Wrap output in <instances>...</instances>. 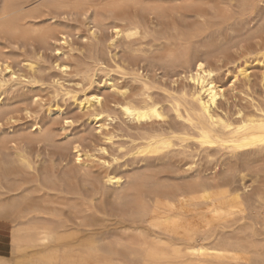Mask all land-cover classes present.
I'll return each mask as SVG.
<instances>
[{"label": "bare ground", "instance_id": "bare-ground-1", "mask_svg": "<svg viewBox=\"0 0 264 264\" xmlns=\"http://www.w3.org/2000/svg\"><path fill=\"white\" fill-rule=\"evenodd\" d=\"M71 18L88 61L68 57L48 85L43 50L76 51ZM29 45L23 75L7 50ZM231 53L264 69V0H0V264H264V101L225 109L216 64ZM72 74L84 92L104 74L120 99L79 101L61 82ZM59 98L111 146L107 122L133 123L116 143L138 167L87 150Z\"/></svg>", "mask_w": 264, "mask_h": 264}, {"label": "rangeland", "instance_id": "rangeland-1", "mask_svg": "<svg viewBox=\"0 0 264 264\" xmlns=\"http://www.w3.org/2000/svg\"><path fill=\"white\" fill-rule=\"evenodd\" d=\"M69 22H70V24H69ZM66 23H68V24H66ZM80 25H81L80 20H77L75 22V21H72V18H71V21H70V19L67 22L64 21V26L67 27L68 30H70V31L72 30V28L75 31L74 27L79 28V31L78 30L75 31V35H74L73 41H72V38H71V42H70L71 44H73L72 45L73 46L72 48H74L76 51H73V52L69 51L70 50L69 47L67 45H65L64 46V51H66L67 56L62 57V58H59L60 55H58V53L56 51H54L53 48L47 47V48H45L43 50L44 60H45L44 61L45 62L44 70H46L43 73H44V75L47 76V77L46 76L44 77V78L47 79V80H45L46 84H48L49 83V80H51L53 77H56L57 79L63 77V75L58 70H56V65L57 64H60V63H63L64 61H67L68 57L70 58V56H71V58H72V56H73V58L75 60L73 58L72 59L76 63H78L79 60L81 62L80 64L87 63V61H88L86 59L87 56L86 55L83 56L81 54V49H80V48H83L84 47L83 44L85 45V43H86V40H85L84 36L86 35L87 32L85 31V28L82 27L83 25L82 26H80ZM107 35H108V33H107ZM106 37L107 36H105V38ZM26 46L24 48L14 47V48H10L11 50L10 49L7 50L8 52L11 51L10 55H11V57L13 56L12 58H13L14 62L12 61V63H13V69H14V71L19 72L20 74H23V75L27 74V70L24 68V63H25L24 61L26 59V56L28 57V56H31L33 54V52H32L33 50L32 49H34V46H36V48H38L37 45H31L33 47H31L30 45L28 47H26ZM21 47H23V46L21 45ZM77 48H78V50H77ZM82 50H84V49H82ZM24 55H26V56H24ZM233 55H234V53H231V57ZM78 57L80 59H78ZM233 58H230L229 60L224 61V62H222L220 64H216V65H218V72H217V76L216 77H217L218 81L220 82V84L223 85L224 89L226 90V98H227V100L229 102V104H227L223 100V102L225 103L224 105H226L225 106V109L229 110V107H230L231 110L234 111L235 110V107H233L234 105L235 106L236 105L239 106L238 104H241V105L244 106L245 103L247 104V100H245V99H247V97H250V98H252V97L254 98L255 97L256 98L255 100L258 99L257 102H259V101H260V103L263 102L264 101V79H263V77H264V69H263V65L261 63H259L258 60L254 56H249V57L246 56V58L244 56V57H241V59H240L239 56L234 55ZM235 58H237V59L235 60ZM15 60H17V61H15ZM234 60H235V62H234ZM231 61H232V63H230ZM214 64L215 63L213 62V65ZM246 66L248 67V74L250 75V81L249 82L246 79H244L243 77H239L238 76L239 70L242 69V68H245ZM112 73H111V76H113V78L117 79L116 80V83L117 82H118V84L119 83L120 84H125L126 83L125 80H121L120 79L119 75L115 74L114 72H112ZM162 73L163 72H161L159 70V71H157L156 74L160 77L162 75ZM159 77L157 78V80H158L159 83H161V81H162V84L164 83L165 86H167V85L170 86L171 85L170 83H171L172 80L170 78H166L163 75L161 76V78H159ZM162 77H163V79H162ZM108 79L109 78L105 77L104 74L101 75L98 78V80H97V85H94L91 89H89V90H87L85 92L82 91L81 88H80V86L77 85L78 78L76 76H74V74L69 75L67 77L65 76L64 79H63L65 82L63 80H61V79L60 80H61V82L65 83V86L68 87V89L70 91H72L75 95L78 96L79 101H82L84 99V96L85 95H90L91 93L99 92V93L103 94V96L106 98V101H107L106 105H107V107H108V105H109V107H113L114 106L113 102L114 101L116 102V100L118 101L120 98L117 97L116 95H114V93L111 90L107 89L104 86V83ZM52 80H54V78ZM112 82H115V81H112ZM49 84H51V83H49ZM108 84H111V83H108ZM248 91H249L250 94H248ZM47 93L45 92L44 94L43 93L42 94L43 95L46 94L45 96L47 98L50 95V94L47 95ZM246 93L249 96H247ZM251 94H252V96H250ZM245 95H246V97H245ZM51 97L52 96H50V98H49L50 101H51ZM260 97H261V99L263 101L262 100H259ZM6 98H7V96H3L2 97L3 100H6ZM250 98H248V101L251 100ZM49 99H47V100H49ZM242 99H243V102H241ZM50 101H48V102H50ZM57 104L60 107L63 108V110H64V116H68L72 120L75 121V124L72 127L73 134H75L76 137H80L81 136L80 137L81 139H85V140H83L84 145L87 148V150H89V148H90V150L93 149V150H91L92 154L96 155V153H97L96 156L99 155L98 157H100L101 155L98 153L97 150H99L101 147H104V148H107V150L109 151V153L112 154V156L111 157L109 156L108 159L111 160L113 157H116V156L119 157L118 163L116 162L112 166V168L115 169V170L114 169L113 170L116 171L117 173H120V172L122 174L123 173L124 174L131 173V171H133V169H135V168L138 167L135 164L134 165L136 167L133 165V161H132V158L130 156H127L126 157L124 153H123V155L121 154V152L118 153L119 144L116 143V142H119L120 144H122L123 147L127 146V145H125V142H128L129 141V137H127V136H129L130 134L132 135V132L133 131H134L133 134H136V132H137V130L134 127V124L133 123L129 122L127 119H125V117H122L120 115L117 116V119L115 121H113L111 123L110 122H107V124L110 125L111 130L113 129V132L115 131L114 133H116L115 135L117 137V138H115V140H113L114 141V144H116V145L113 144L111 146L110 143L105 142L106 143L105 144L103 142V140H102V137L99 136L100 133L102 132V130H99L98 129L100 124H95L92 121H88V117L85 114V112L84 111H81L74 104V101L73 100H67V99L66 100L62 99L61 100V98H59V101H58ZM227 105H228V107H227ZM232 108H234V109H232ZM54 116H56V114H52L49 117L50 118H54ZM19 117H18V120H19L18 122L19 123L17 122V124L19 126L16 124L17 125V128L18 127H24V128H26V127H28L29 124H31V120L28 119V117L26 115L20 114ZM61 122H62L61 120H57L56 121V123H58L59 125L61 124ZM131 125H132V128H135V129L130 128ZM128 131H129L130 134L127 133ZM125 133H127V135ZM97 145L98 146L100 145V147H98ZM106 156L108 157V155H106ZM70 166H73V164L71 163ZM202 166H206V165L205 164L203 165V163H202ZM118 167L120 168V172L118 171L119 169L116 170ZM204 169H205V167H204ZM128 171H130V172H128ZM249 183L250 182H248L247 184H249Z\"/></svg>", "mask_w": 264, "mask_h": 264}, {"label": "snow or ice", "instance_id": "snow-or-ice-1", "mask_svg": "<svg viewBox=\"0 0 264 264\" xmlns=\"http://www.w3.org/2000/svg\"><path fill=\"white\" fill-rule=\"evenodd\" d=\"M117 31H118V30H117ZM200 67H201V68H203V67H204V65H203V64H201V65H200ZM221 90H223V89H221ZM65 123H67V124H71V123H72V121H71V120H67V121H65Z\"/></svg>", "mask_w": 264, "mask_h": 264}]
</instances>
